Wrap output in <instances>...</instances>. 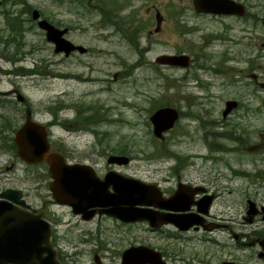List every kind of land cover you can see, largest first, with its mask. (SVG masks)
<instances>
[{"label":"rangeland","instance_id":"374dc122","mask_svg":"<svg viewBox=\"0 0 264 264\" xmlns=\"http://www.w3.org/2000/svg\"><path fill=\"white\" fill-rule=\"evenodd\" d=\"M4 1L0 7V68L8 72H0V90L18 88L44 121L52 118L49 106L54 101H60L64 107L60 117H75V105H79L78 109L91 108L89 114L104 119L90 126L93 134L67 133L58 125L52 128L53 135L63 137L75 151V158L94 160L104 169L108 165L106 156L126 150L132 161L119 168L122 173L148 182L160 180L168 187L165 178L169 169L180 162L185 165L187 178L196 182L206 180L208 184L216 180L218 197L214 213L232 232L222 228L214 236L224 240L220 242L226 247L237 244L232 238L234 232L257 233L264 229L261 214L252 222L245 219L248 200L257 207L264 205V90L252 80L253 74L259 80L264 79V0H241L250 10L247 19H237L235 24L227 19L224 29L221 21L197 15L194 0H133L119 15H113L119 21L122 19V31H117L105 15L89 11L78 14L74 3L68 0L62 3L28 0L29 5L41 9L45 15L57 20L73 18L84 25V31L75 28L69 37L92 50L68 58L55 53L41 34L28 33L25 46L12 43L14 35L5 28L6 13L19 11L23 6ZM136 5L137 10H130ZM157 8L162 10L160 31L148 35L150 29H155ZM18 13L13 15L29 16ZM100 19L105 20L107 27L94 30L92 25H98ZM23 24L26 26L24 21ZM217 33L219 38L215 37ZM9 35L11 43L5 44ZM32 41L42 46L34 43L39 47L35 54L15 61L20 55L16 54L18 49L21 53L30 51ZM165 53L189 54L192 64L186 68L158 64L155 59ZM20 66L46 74L22 76L15 72ZM92 79L97 80L91 83ZM12 98L17 103L15 94L0 93V100L4 101L0 105V132L10 127V123V128H14L24 121L20 118L16 121L14 116L22 105L11 103ZM229 99L238 100L240 106L223 117ZM163 106L175 107L181 116L160 139L153 133L150 117ZM226 131L235 136L241 134V139L212 134ZM9 133L8 129L2 132ZM7 157L0 150V166ZM66 211L62 217L71 227L68 232L64 225L60 226L61 245L87 252L80 258L84 264H98L95 252L102 257L103 264H121V252L135 241H149L158 246L170 243L178 253L176 264H204L203 259L208 264H218L229 252L207 243L211 241L202 231L182 233L181 238H175L171 230L168 237L157 238V233L148 230L145 224L122 225L108 217L81 223L68 208ZM244 248L247 249L240 248L237 254L244 256L246 252L257 251ZM206 249L216 256L205 257Z\"/></svg>","mask_w":264,"mask_h":264},{"label":"flooded vegetation","instance_id":"af4514ba","mask_svg":"<svg viewBox=\"0 0 264 264\" xmlns=\"http://www.w3.org/2000/svg\"><path fill=\"white\" fill-rule=\"evenodd\" d=\"M13 1V0H10ZM18 2H15L13 4L19 5L21 4L23 6V9L19 10L23 14H29V16H25L21 18L20 16H16L19 18V22L15 21V23L10 24V22L5 25V28H7L10 31V35H14L13 42L14 44H20V45H28V39L26 38V35L31 32V34H35V36L42 35L45 40H47V43L54 47L55 51V45L54 43L49 41L48 38V32L47 30L43 29L39 25V21L41 19L48 20L51 24L55 25L60 30H63L62 37L66 38L67 40L71 41L72 43L76 45H83L82 43L76 42L73 39L69 37V35L72 33V31L75 30H85L82 27L84 25L80 23V20L77 22L74 21V19H64L62 17H59L57 20L55 17H51L48 15H45L44 11L41 9L39 10L38 18H34L33 10L36 9L35 7L29 5L28 0H16ZM67 1V0H65ZM69 2H73L77 13L79 14L81 11H89L92 14L99 13L102 15H105L107 17H110V22L115 24L116 30L122 31L123 27V21L122 19L119 21L113 15L117 16L126 9L128 6H130L133 3V0H68ZM234 1H241V0H234ZM62 3L63 0H60ZM248 9V12H250L248 4L245 1H242ZM5 4V1L2 0V5ZM217 4V7L220 8L221 6L219 3L215 2ZM138 5L131 8L130 10H137ZM153 10V8H151ZM19 11H9L7 10L6 14H10L11 16L13 14H17ZM162 10L159 8L154 11V17H155V29L152 31L149 30L148 35H152L153 33H158L160 31L161 27V19H162ZM167 11H169L167 9ZM194 11L197 15H202L204 17H213L216 20L221 21V28L224 29V24L227 19H232L234 24L236 23L237 19H242L248 17V13L245 16H239L236 13H215V12H198L195 8ZM9 12V13H8ZM17 12V13H16ZM31 13V15H30ZM5 14V15H6ZM20 15V13H18ZM61 13H59V16ZM14 16V15H13ZM23 19V20H22ZM164 20V19H163ZM23 21L26 23V26L23 24ZM66 22V23H65ZM263 23V21H262ZM264 24V23H263ZM15 25V26H14ZM107 23H105L104 19H100L98 22V25L93 24L92 28L94 30H104L101 27H107ZM126 30V29H125ZM115 35H117L116 32H113ZM10 35L7 39H4L5 44L11 43L10 41ZM220 33H217L215 37L219 38ZM125 36V34H124ZM136 37V36H134ZM223 38V37H221ZM137 40V38H135ZM232 40L231 38L229 39ZM33 45H31L30 51H25L23 54L24 56H20L21 59L24 58L27 54H35L37 50H39L38 46H42L41 43L32 41ZM37 45H35V44ZM84 46V45H83ZM87 50L84 52H81L79 49H75L69 52V54H66V52H55L61 55H64L65 57L72 56L73 54H87L90 53L92 49L86 48ZM21 54V52L18 49L17 54ZM233 58V57H231ZM192 62V61H191ZM170 67V66H166ZM23 72H17V74H20L22 76L24 75H40L43 76L46 74L45 72H41L37 69H27ZM7 73V72H6ZM10 73V72H9ZM70 74V73H69ZM115 79L118 77V73H115ZM256 77V75H255ZM253 77V81L257 84L264 81L259 80L258 76L255 78ZM0 93L3 94H15L16 98L15 100L17 103L14 102V99L12 98L10 100L11 103L14 105L21 104L20 108L17 110V114L14 116L16 121L18 118L24 119V121L27 118L28 112H30L31 117L33 120H36L38 122L43 123L46 126V129L48 130V137L51 144L50 151L56 152L61 154L65 161L67 163H86L89 165H92L94 169L96 170L97 174L100 177H104V175L110 171V170H116L120 171L119 168L124 165L120 164H110L108 161V156H106L107 166L104 169H101L97 163L93 160V162L82 160L81 157H76L75 151H73L65 142V140L59 137H56L53 135L52 128L55 125L60 126L65 132L67 133H79L84 132L88 130V127L93 125V114H89L88 107L85 109H81L82 112L80 114V110H76L75 117L70 116H64L60 117L61 112L64 110V107L60 105V101H54L49 106V112L52 115V118L49 120H42L38 114L34 113V110L32 108V104L29 101V98L24 95L18 88H13L11 90H0ZM21 94V95H20ZM4 101L0 100V105L3 104ZM89 109V110H88ZM75 119V121H73ZM23 121V123H24ZM81 122L82 124V130L75 129L76 125ZM22 125V124H21ZM20 125V126H21ZM75 126V127H74ZM10 127H12V123H10ZM6 127L5 129H8V132L11 131V134L8 135L2 134L4 132V128L0 132V150L2 153L8 155L6 160L2 163L0 166V202L6 201L9 203V205H12L15 209L18 211H23L30 215V217L33 220L40 221L42 220L45 223L47 222L49 224V231L51 235V252L53 253V260H55L58 264H84L83 261H81V256H84L87 254V252H84L83 249L80 248H74L69 249L63 247L61 245V239L62 235L60 234V226H65L67 231L70 229L71 225L67 222L66 219H63V214H67L66 208H68L69 212L73 214L74 217H77L78 222L83 223V221L86 223L93 221L95 218H92L91 220H86L83 218L82 214H76L73 212L72 207L68 204H64L60 201H58L54 197V193L51 189V182L53 181L52 173L50 171V164L47 160H44L42 162L38 163H28L24 161L17 152V145L15 142V133L19 127L17 125L14 128ZM104 154V153H102ZM132 161V160H131ZM130 163V162H129ZM128 165V164H126ZM121 172V171H120ZM185 165H181L180 162L175 164L173 167L169 169L168 177L165 178L166 184L169 185L166 186L162 183L160 180H156L152 182L154 184V191H156L155 198L158 200H163L165 198L171 199L173 204L177 206H189L188 209H182V210H174V209H168V208H161L156 205H153L150 207L152 211L157 216H165V215H172L174 217L177 216H185L186 214L188 216H195L196 219L199 220V224H194L188 229H181L178 225L175 223H162L159 226H152L149 224L148 221H124L122 219H118L115 217H111L110 215L104 213V214H97L96 217L98 219H101L102 217H108L113 218L115 220H118L122 225H128V226H134V225H140L145 224L147 226V229L156 232L157 238L161 236L162 238L168 237L169 231L173 230L172 235L175 238H181L182 233H188L191 231H202L204 236H207L208 239H210L211 244H215L216 248H219L221 250H225L226 248L229 250L227 253V256L224 258H220L218 261V264H264V244H262V240L264 238V229L255 233L254 231L251 233H233L232 238H234L237 241V244H233L230 247H226V244L221 243L220 240L217 239L214 234L216 231L222 229V228H228L230 232H232V229L226 225L222 224L218 216L214 213V207L217 201L218 194L216 193L215 186H216V180L213 179L211 182H206V180H203L201 182L193 181L189 178H187V174ZM11 190V191H9ZM10 192L11 197L7 198L3 195L4 192ZM177 198L176 200H173ZM178 200V201H177ZM202 209V210H201ZM261 214V213H260ZM258 214L257 216H259ZM262 215V214H261ZM255 218V217H254ZM254 218L249 221L247 217L245 219L249 222L254 221ZM39 232V234L44 233ZM69 232V231H68ZM85 235L88 236V231L85 232ZM65 236V234H64ZM63 236V237H64ZM241 237V238H240ZM90 240V238H89ZM87 240V241H89ZM245 240V241H243ZM226 242V241H225ZM133 246H147L150 248H153L157 252L161 253V257L163 259V264H176V254L177 251L175 249L170 247V243H167L166 246H158L153 245L149 241H135L133 243H129L128 247L124 248L121 252V264H123L122 256L123 253L130 247ZM245 246L251 247L252 249H257V251H250L244 253L245 255H238V250L240 248H243V251L247 248H244ZM227 250V251H228ZM41 251V249H37V252ZM94 260L98 264H103L102 257L95 252L94 253ZM43 257L47 256L46 250H43L42 252ZM205 257H215L216 254H214V251H209V249H206V253H204ZM152 258V257H151ZM155 261H158L159 258L154 256L153 257ZM182 257L180 260H183ZM256 259L257 262L256 263ZM149 262H145L144 264H158L156 262H153L152 260H147ZM204 264H208V261L205 262V259L202 260ZM260 261V262H259ZM33 264L39 262V259L33 260ZM9 264H16V263H9Z\"/></svg>","mask_w":264,"mask_h":264},{"label":"water","instance_id":"95a60500","mask_svg":"<svg viewBox=\"0 0 264 264\" xmlns=\"http://www.w3.org/2000/svg\"><path fill=\"white\" fill-rule=\"evenodd\" d=\"M215 2L219 3L221 7L218 8ZM195 8L198 12L246 14L244 5L234 0H195ZM38 15V10H34V17L37 18ZM39 25L47 30L49 40L56 45V52L65 51L66 54H69L76 48L82 52L85 51L82 46H77L63 38V31L47 20H41ZM157 62L188 66L190 56L164 54L157 58ZM260 86L264 87V82L260 83ZM237 105L236 100H228L224 115L226 116ZM178 116V111L171 106L157 109L150 117L155 135L163 137V133L174 126ZM15 142L18 155L24 161L38 163L47 160L49 162L53 177L51 189L54 197L58 201L70 205L74 213L82 214L86 220L93 218L96 214L107 213L124 221L147 220L153 226L171 222L181 229H188L194 224H199V220L195 216L187 214L177 217L172 215L157 216L150 209L153 205L174 210L188 209L189 206H177L173 204L172 198L156 199V191L151 183L115 170H110L104 178H101L91 165L67 163L61 154L50 151L51 144L46 126L34 121L30 112H28L25 122L17 129ZM108 161L123 164L129 161V156L114 154L109 157ZM9 191L3 193L6 199L11 197ZM248 203L247 213L251 220L259 210L253 201L248 200ZM262 212L264 218V206ZM43 231L45 232L39 234ZM261 243L264 244V240ZM51 247V235L47 222L44 226L42 220H33L29 214L18 211L6 201L0 202V264L11 262L33 264L32 261L36 259H39V262L34 264H58L53 260ZM39 248L41 251L37 252ZM43 250H46L47 256L43 257ZM154 256L159 260L155 261ZM122 260L123 264H144L149 262L147 260L163 264L161 253L147 246L128 248L123 253Z\"/></svg>","mask_w":264,"mask_h":264},{"label":"trees","instance_id":"16d2710c","mask_svg":"<svg viewBox=\"0 0 264 264\" xmlns=\"http://www.w3.org/2000/svg\"><path fill=\"white\" fill-rule=\"evenodd\" d=\"M12 2H18V1H16V0H13ZM8 18H9V22H11L10 24H13V23H15L14 22V20L15 21H18L19 22V18L18 17H16V16H14L13 18L11 17V16H7ZM10 19H12V21L10 20ZM15 26V25H14ZM75 105V104H74ZM79 108V105L78 106H76L75 105V109L76 110H80V114H81V112H82V110L81 109H78ZM104 119H98L95 115H94V118L92 119V121H93V123L94 124H99L100 122H102ZM73 121H75V120H73ZM75 127V126H74ZM80 127H82V124H81V122H79L77 125H76V127L75 128H80ZM213 135H215L216 137H219V136H224V137H227V138H231V139H235V140H239V139H241V134L240 135H234L232 132H229V131H226V132H213L212 133ZM212 146H216L214 143H212ZM213 148V147H212ZM122 152H126V150H122Z\"/></svg>","mask_w":264,"mask_h":264},{"label":"bare ground","instance_id":"6f19581e","mask_svg":"<svg viewBox=\"0 0 264 264\" xmlns=\"http://www.w3.org/2000/svg\"><path fill=\"white\" fill-rule=\"evenodd\" d=\"M83 77V76H82ZM87 78V77H86ZM89 78V77H88ZM87 78V79H88ZM97 79H92V81H91V83H95V81H96Z\"/></svg>","mask_w":264,"mask_h":264}]
</instances>
